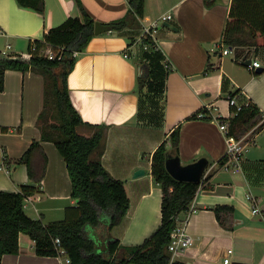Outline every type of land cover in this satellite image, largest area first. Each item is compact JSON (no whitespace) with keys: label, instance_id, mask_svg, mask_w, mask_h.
<instances>
[{"label":"crops","instance_id":"0c3cea01","mask_svg":"<svg viewBox=\"0 0 264 264\" xmlns=\"http://www.w3.org/2000/svg\"><path fill=\"white\" fill-rule=\"evenodd\" d=\"M78 1L102 24L122 19L128 10L127 0H44L40 14L15 0H0V52L27 56L31 42L41 41L44 33L66 19L80 16ZM231 5L232 0H215L211 7L203 0H144L139 27L95 36L76 57L67 84L70 102L84 124L77 132L90 137L97 126H104L101 164L113 179L125 184L129 197V209L119 225L109 231L108 217L100 213L99 226L85 227L99 250L105 249L110 237L123 246L140 245L160 225L161 190L151 175V156L179 126L181 165L200 158L208 165L186 223L192 245L176 261L264 264V219L251 213L253 207L264 209V127L247 146L239 169L230 163L226 166V160L219 162L226 142L218 123L234 116L229 97L239 92L234 97L237 105L244 98L264 117V46L248 55L263 69L260 74L236 62L233 51L221 55L229 49L222 35ZM164 15L171 19L160 21ZM153 23H158L154 37L162 68L147 56H153V51L135 44L142 28ZM165 62L171 70H165ZM143 64L150 77L139 90ZM150 91L152 97L146 100L144 93ZM42 107V77L7 70L0 93V191L18 192L20 186L30 184L26 166L16 163L33 141L40 140L36 120ZM202 110H207L208 119L189 120ZM40 146L46 157L40 193L26 199L23 208L31 207L35 219L46 225L62 220L76 202L70 197L65 163L55 146L49 142ZM41 153L33 154L35 171L42 166ZM137 170L144 173L134 179ZM216 206L233 208L232 230L218 224ZM179 218L184 219L185 212ZM18 244V253L3 255L0 264H65L62 257L37 256L27 235L20 234Z\"/></svg>","mask_w":264,"mask_h":264},{"label":"trees","instance_id":"16d2710c","mask_svg":"<svg viewBox=\"0 0 264 264\" xmlns=\"http://www.w3.org/2000/svg\"><path fill=\"white\" fill-rule=\"evenodd\" d=\"M15 1L21 7L33 9L40 14L44 12V0ZM203 1L206 7L215 3V0ZM127 3L128 10L122 19L105 23L113 32L140 25L144 0H127ZM78 7L79 17L66 19L61 25L44 33L41 41H33L36 47L34 53L31 54V43L27 56L0 53V93L4 89L7 70L22 73L30 71L43 79V107L36 120L40 140L33 141L16 163L26 166L30 184L20 186L18 192L0 191V262L3 255L18 253V237L24 234L34 242L37 256L57 257L54 240L58 239L69 259L68 264H184L178 261L170 263L167 247L171 233L177 226L176 219L189 209L202 181H177L165 169L167 155H179V126L151 156V175L161 190V222L158 228L136 246H123L118 239L110 237L104 250H99L95 240L85 234V227L101 224L100 213L107 215L109 231L119 225L129 209V197L125 184L113 179L101 164L104 126H97L90 137L77 132V128L84 124L70 102L67 77L76 61L73 52H83L95 37V21L79 1ZM222 43L233 51L236 62L246 59L250 51L255 52L264 46V0H232ZM47 47L57 54L53 60L48 59L44 53ZM152 53L153 56H147L162 68L159 65L160 59H163L161 53ZM140 71L138 89L142 90L148 84L150 71L145 64L140 65ZM151 73L153 75V71ZM239 94L234 93L229 98ZM238 102L240 110L232 108L234 116L226 122L228 134L240 139L250 131L253 135L259 133L264 127L261 112L244 98H239ZM197 114L189 120L199 119ZM204 114L202 120L208 119L206 112ZM41 142L52 143L62 157L70 181V197L77 201L75 207L65 210L62 220L46 225L29 217L23 208L26 199L40 193L41 178L46 167ZM36 152L42 156V166L38 171L32 167V157ZM94 154L97 156L95 159ZM223 160H226L225 156L219 162ZM213 212L222 228H234L232 207L216 206Z\"/></svg>","mask_w":264,"mask_h":264},{"label":"built area","instance_id":"2783aa9c","mask_svg":"<svg viewBox=\"0 0 264 264\" xmlns=\"http://www.w3.org/2000/svg\"><path fill=\"white\" fill-rule=\"evenodd\" d=\"M171 19L170 15H164L161 16L160 21L166 22ZM157 24L153 23L151 25L145 26L142 28V34L141 36L135 41V44L140 45L144 51H158L159 48L157 46L156 40H155V32L157 30ZM9 48V46H7ZM48 50L44 51L47 58L50 60H53L57 57L56 52L54 53L50 47H47ZM36 50L35 45L33 42H31V54L34 53ZM58 51H62V49H59ZM232 50L225 49L221 52V55H226L228 53H231ZM3 55H7L8 53L3 51L0 52ZM79 53L73 52V56L77 57ZM30 56V55H29ZM124 57H127V55H124ZM259 64L255 61H252L251 64L248 66V69L251 71H255V69L259 68ZM164 68L166 70H171V66L168 63H164ZM228 103L232 108H235L237 111L240 110V106L237 105L234 98H229ZM208 115L207 110H202L198 112L197 118L202 119L205 118V113ZM261 122H264V117ZM219 129L222 132L225 142H226V166L230 163L233 166L234 170L239 169L240 163L242 159L244 158V154L247 151V146L253 142L255 135L252 134V131L245 134L242 138L236 139L228 134V128L227 123L225 121H219L218 123ZM205 176V175H203ZM194 212V209L191 208V205L189 209L185 212V218L180 219L179 217L176 219L177 226L173 230L170 236V242L167 247V251L170 254V263L176 261L179 257L182 256V254L192 245V240L187 233L186 230V223L189 215H191ZM251 213L253 215H258L262 219H264V209H259L257 207L251 208ZM55 249L57 251V257L64 258L65 264L69 263V259L66 257L65 251L60 247L59 240H54ZM224 263H228V259L224 260Z\"/></svg>","mask_w":264,"mask_h":264},{"label":"water","instance_id":"95a60500","mask_svg":"<svg viewBox=\"0 0 264 264\" xmlns=\"http://www.w3.org/2000/svg\"><path fill=\"white\" fill-rule=\"evenodd\" d=\"M166 27L173 29L172 26L165 23ZM112 32V29L102 23L95 22L94 24V35L98 36L104 33ZM239 64H241L244 67H248L252 62V57H248L247 59L243 58L240 59ZM255 72L257 74H260L263 72L262 68L255 69ZM208 162L204 158H200L197 161L187 164V165H181L180 159L178 156H171L167 155L165 160V169L167 173L175 180L181 181V182H190V183H200L201 179L203 178L204 172L207 168ZM143 170H137L133 174V178L137 179L141 176H143ZM77 202V201H75Z\"/></svg>","mask_w":264,"mask_h":264},{"label":"rangeland","instance_id":"374dc122","mask_svg":"<svg viewBox=\"0 0 264 264\" xmlns=\"http://www.w3.org/2000/svg\"><path fill=\"white\" fill-rule=\"evenodd\" d=\"M150 93H152V91H150V92H148V93H144V94H145L144 97L146 98V100H149V99L152 97V95H150ZM158 134L160 135V133H158ZM25 213H26L29 217L33 218V219L36 218V214H35L34 210H33L31 207L26 208V209H25Z\"/></svg>","mask_w":264,"mask_h":264}]
</instances>
